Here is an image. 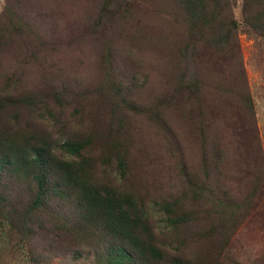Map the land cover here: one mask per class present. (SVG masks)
<instances>
[{
    "label": "trees",
    "instance_id": "trees-1",
    "mask_svg": "<svg viewBox=\"0 0 264 264\" xmlns=\"http://www.w3.org/2000/svg\"><path fill=\"white\" fill-rule=\"evenodd\" d=\"M31 1L5 0L0 13V264L9 258L20 264H241L237 233L258 204L260 141L252 136L244 143L253 141L251 149L239 147L254 154L245 171L255 177L234 194L222 171V151L203 125L206 110L224 97L251 103L243 74L230 78L242 65L229 0H168L182 14L184 26L177 25L183 39L163 35L170 46L162 59L173 54L165 71L152 77L145 104L134 77L113 66L109 50H116L118 37L106 23L108 1L97 3L99 16L75 26L73 35L98 38L112 77L62 87L46 82L44 62L55 50L58 19L44 18L43 7ZM159 6L178 21L171 5L170 16ZM242 24L264 37V0L243 1ZM159 41L147 42L151 53L162 51ZM130 114H142L165 141L164 152H148L153 159L147 165L131 164L132 152L140 162L148 155L136 147L145 138L143 127L126 120ZM131 128L137 132L129 135ZM186 142L193 144L194 158L183 152ZM150 209L162 231L151 225Z\"/></svg>",
    "mask_w": 264,
    "mask_h": 264
},
{
    "label": "rangeland",
    "instance_id": "rangeland-1",
    "mask_svg": "<svg viewBox=\"0 0 264 264\" xmlns=\"http://www.w3.org/2000/svg\"><path fill=\"white\" fill-rule=\"evenodd\" d=\"M103 0H32L34 5H41L44 12V18L49 21L58 19L57 28L53 31L52 39L55 45V50H52L44 59L48 74H46V82L49 79L56 81L57 86L62 87L63 84L83 85L84 83L104 84L107 77H112L113 70L109 69L108 52L97 48V37L85 36L82 32L80 36L73 35V28L92 24L93 18L99 15L95 12L96 4ZM110 4L111 16L106 18L113 29L116 30L118 37L117 44H114L116 50H109L114 54L115 62L113 66L120 67L127 75L134 77L131 83H136L138 94L141 97V104H145L148 100L150 85H154L156 77L165 71L167 59L173 54L168 53L163 60L161 55L169 48L170 42L164 41V36L167 35L171 39V34L176 33V39H183L178 36L181 34L178 25L184 26L181 19V12H177L176 8L170 1L165 0L169 4L164 3V0H106L103 3ZM120 1V2H119ZM244 0H229L233 7V15L238 23L237 28V61L242 67L230 72V78L236 77L237 74H243L245 85L251 103L240 104L236 99L231 102L225 98L222 102L214 107L206 110L204 116V133L211 137H215L219 149L222 151L223 167L222 171L226 174V183L228 188L234 193H243L244 182H252V177H249L251 170L246 168V164H251L254 159V154L244 152L239 147L252 148L251 141L248 145L244 143L249 141L250 137L259 138L261 154H259L261 166L264 168V37L254 36L247 32L246 27L242 24V5ZM5 0H0V13L3 10ZM160 4H163L162 10L169 14L170 5L177 13L176 23L160 10ZM159 6V11L155 15L151 13L153 7ZM114 15L116 18H113ZM107 16V14H106ZM124 16V17H123ZM38 19V18H37ZM43 22V18L38 20V26ZM175 24V27L173 26ZM178 24V25H177ZM42 26V25H41ZM86 28V26H85ZM147 36H145V34ZM84 35V36H83ZM172 38V39H173ZM100 39V38H99ZM160 39L157 44L162 49L159 53H151L153 47L148 46L147 42H153ZM170 41V40H169ZM182 45H178L174 50L179 51ZM114 49V48H113ZM204 50V49H202ZM234 50V47L231 48ZM223 59L228 61L229 55L224 54ZM160 60V64H159ZM238 65V64H237ZM139 68V70H138ZM162 70V71H161ZM137 72V73H136ZM180 69L174 70L169 79L163 84V90L169 91L168 83H171L175 77H178ZM108 74V75H106ZM149 76L150 81L144 83L145 76ZM125 75H122L124 77ZM128 78L126 77L125 80ZM127 82V81H126ZM146 85V86H143ZM103 97L106 94L103 91ZM110 98V95H109ZM139 105V104H138ZM141 106V105H140ZM138 106V107H140ZM142 114H130L129 120L131 124L143 127L140 136L145 138L137 144V149H143L148 155L143 161H139L136 152L131 153V157L135 160L131 164L147 163L153 159L148 153L154 149H163L166 146L161 135L158 136L157 127L147 122ZM77 130V127H74ZM137 131L131 128L129 135ZM131 143L133 141H130ZM130 151V150H129ZM158 151V150H157ZM195 148L193 144L190 146L186 142L184 153L191 158H194ZM254 152V151H253ZM164 155V154H163ZM257 156V157H258ZM260 168V188L256 196L257 203L254 206V211L249 212L246 217L244 227L238 231L236 240V250L241 253L239 259L241 264H264V176ZM166 176V175H162ZM252 184V183H251ZM260 198V202H259ZM151 225L157 230H163L164 226L158 227V219H153L155 210L150 209ZM255 220V221H254ZM240 248V250H238ZM2 264H6L3 263ZM7 264H20L19 260L9 258ZM52 264H67L65 260H56Z\"/></svg>",
    "mask_w": 264,
    "mask_h": 264
}]
</instances>
